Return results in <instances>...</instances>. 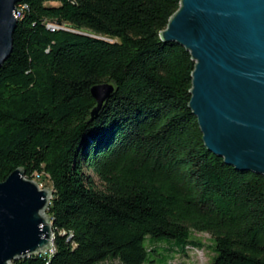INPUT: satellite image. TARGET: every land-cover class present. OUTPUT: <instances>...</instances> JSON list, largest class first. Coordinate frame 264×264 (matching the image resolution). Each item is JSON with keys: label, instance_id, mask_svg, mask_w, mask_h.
Masks as SVG:
<instances>
[{"label": "trees", "instance_id": "16d2710c", "mask_svg": "<svg viewBox=\"0 0 264 264\" xmlns=\"http://www.w3.org/2000/svg\"><path fill=\"white\" fill-rule=\"evenodd\" d=\"M18 3L0 181L18 167L50 181L54 252L12 264H167L203 247L193 232L212 239L210 264H264V177L207 150L188 107L195 61L159 35L180 0ZM102 83L113 91L92 115Z\"/></svg>", "mask_w": 264, "mask_h": 264}, {"label": "water", "instance_id": "95a60500", "mask_svg": "<svg viewBox=\"0 0 264 264\" xmlns=\"http://www.w3.org/2000/svg\"><path fill=\"white\" fill-rule=\"evenodd\" d=\"M18 2L0 0V67L13 48ZM159 35L195 61L188 107L207 150L264 177V0H180ZM112 91L111 83L91 87L92 115ZM52 193L22 167L0 181V264L50 248Z\"/></svg>", "mask_w": 264, "mask_h": 264}, {"label": "rangeland", "instance_id": "374dc122", "mask_svg": "<svg viewBox=\"0 0 264 264\" xmlns=\"http://www.w3.org/2000/svg\"><path fill=\"white\" fill-rule=\"evenodd\" d=\"M51 5H58V2H51ZM40 181L43 183L40 188L47 187L52 189L50 181L47 178H42ZM191 238L197 241H200L203 244L202 248H195L188 246L184 252H174L172 258L167 262V264H210L213 251H212V239L207 233H197L193 232ZM170 241L173 244L175 243L174 239L166 240ZM160 248L167 247L168 244L164 241L157 243ZM158 264V263H155Z\"/></svg>", "mask_w": 264, "mask_h": 264}, {"label": "built area", "instance_id": "2783aa9c", "mask_svg": "<svg viewBox=\"0 0 264 264\" xmlns=\"http://www.w3.org/2000/svg\"><path fill=\"white\" fill-rule=\"evenodd\" d=\"M27 9V6L24 5V4H20V3H17L16 4V14H15V17L18 19L20 18L22 15H23V12L24 10ZM46 27L53 31L55 29H59L61 28L60 26L58 25H55V24H52V23H48L46 25ZM34 180V179H33ZM39 184V183H38ZM41 187V185H39ZM54 252V247H53V240L51 242V245H50V248L45 252V253H41V254H52ZM41 254H38V255H41Z\"/></svg>", "mask_w": 264, "mask_h": 264}]
</instances>
